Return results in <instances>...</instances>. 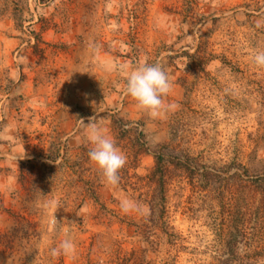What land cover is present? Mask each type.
Returning a JSON list of instances; mask_svg holds the SVG:
<instances>
[{
  "label": "rangeland",
  "instance_id": "obj_1",
  "mask_svg": "<svg viewBox=\"0 0 264 264\" xmlns=\"http://www.w3.org/2000/svg\"><path fill=\"white\" fill-rule=\"evenodd\" d=\"M257 50L264 0H0V264H264V212L235 174L264 166ZM144 61L176 105L155 117L124 93ZM90 120L126 156L118 186L89 160ZM164 146L223 178L171 176L158 218ZM66 239L74 252L52 257Z\"/></svg>",
  "mask_w": 264,
  "mask_h": 264
},
{
  "label": "clouds",
  "instance_id": "obj_2",
  "mask_svg": "<svg viewBox=\"0 0 264 264\" xmlns=\"http://www.w3.org/2000/svg\"><path fill=\"white\" fill-rule=\"evenodd\" d=\"M250 62L257 68H264V50L254 51L250 55ZM171 82L162 65L138 63L129 72L124 86L125 95L132 98L140 109L148 111L153 117L175 108L165 99L171 91ZM86 129L88 143L91 145L88 157L101 172L107 186L115 187L120 182L119 172L126 165L125 154L116 146V142L107 130L100 127L95 120L87 124L81 121ZM120 208L124 213L140 211L136 202L122 199ZM74 244L71 240H62L59 245L51 249L50 255L54 258L61 255H71Z\"/></svg>",
  "mask_w": 264,
  "mask_h": 264
},
{
  "label": "trees",
  "instance_id": "obj_3",
  "mask_svg": "<svg viewBox=\"0 0 264 264\" xmlns=\"http://www.w3.org/2000/svg\"><path fill=\"white\" fill-rule=\"evenodd\" d=\"M223 64L228 65L227 61H222ZM231 67V66H230ZM167 150V154L163 151L155 150L153 153L154 167L151 171L150 178L155 181L156 195L160 202H163L161 209L158 211V218L163 217L165 207V187L167 182L171 180V176L179 178H187L190 183L199 182L207 185L208 190H217V180L222 179V173L215 169H202L198 163H192L188 155L184 156L185 161L181 160L176 149L172 147H161ZM144 150V149H143ZM145 151V150H144ZM143 151V152H144ZM237 167L241 171L235 172L237 176L247 179H240L239 187L244 191V195L241 196V200L251 201V208L255 211L264 212V166L260 171H256L253 174H249V170L241 162L236 163ZM251 164V162H250ZM263 170V171H262ZM173 174V175H172ZM162 222H164L162 220Z\"/></svg>",
  "mask_w": 264,
  "mask_h": 264
}]
</instances>
